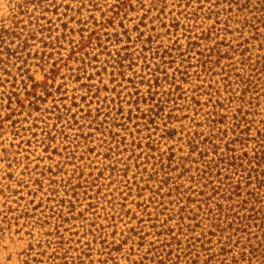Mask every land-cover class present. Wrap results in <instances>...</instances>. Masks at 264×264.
<instances>
[{
    "label": "rangeland",
    "instance_id": "obj_1",
    "mask_svg": "<svg viewBox=\"0 0 264 264\" xmlns=\"http://www.w3.org/2000/svg\"><path fill=\"white\" fill-rule=\"evenodd\" d=\"M250 11L243 0H0V31H8L0 43V264H151L147 251L159 238L143 215L142 188L157 184L149 182L146 136L162 151L172 146L161 131L196 118L192 97L221 103L233 121L240 102L228 100L222 79L236 72L228 65L240 60L234 51L249 37L240 25ZM172 20L216 29L208 47L221 43L233 60L221 59L203 83L195 68L177 76L173 114L185 118L166 127L155 120L145 131L126 95L147 90L130 82L141 73L142 41L185 44ZM117 52L138 65L118 70ZM177 66L167 68L170 77ZM208 84L219 96L197 89Z\"/></svg>",
    "mask_w": 264,
    "mask_h": 264
},
{
    "label": "trees",
    "instance_id": "obj_2",
    "mask_svg": "<svg viewBox=\"0 0 264 264\" xmlns=\"http://www.w3.org/2000/svg\"><path fill=\"white\" fill-rule=\"evenodd\" d=\"M243 1L251 11L249 18H243L241 33L247 32L249 37L234 51L240 60L228 65L236 72H228L222 79L228 100L240 102L233 121L217 110L221 103L210 106L192 97L190 110L196 118L186 127L181 124L179 130L163 129L159 137L179 142L178 147L173 144L162 151V144L151 139L152 134L146 136L143 150L147 161H153L149 182L157 184L142 188L149 194L143 215L159 238L147 251L151 264H264V0ZM171 23L169 27L175 31L179 27L184 30L185 44L176 39L153 47L155 40L142 41L147 54L138 53L141 73H133L130 82L147 90L142 93L134 87L135 91L126 95L130 100L125 105L134 106L145 131L155 120H162L166 127L185 118L173 114L182 98L177 76L182 81L195 68L196 80L203 83L206 77L216 75L213 68L221 59L233 60L222 53L221 43L208 47L210 34L216 29L196 32L188 24ZM166 32L171 34L168 29ZM7 33L0 31V43ZM203 46L206 48L201 49ZM191 54L199 55L192 63ZM131 56L117 52V69L137 66L139 61L134 62ZM175 63V76L170 77L167 68ZM199 88L211 91L206 93L210 96L220 94L211 84ZM139 106L145 109L140 111ZM164 109H170L165 117ZM157 126L154 131L159 130ZM140 145L133 142L131 146Z\"/></svg>",
    "mask_w": 264,
    "mask_h": 264
}]
</instances>
